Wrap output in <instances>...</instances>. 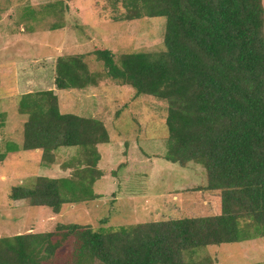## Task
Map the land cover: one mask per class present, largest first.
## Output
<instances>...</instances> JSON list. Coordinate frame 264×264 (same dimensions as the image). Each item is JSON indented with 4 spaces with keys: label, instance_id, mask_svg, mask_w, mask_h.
Here are the masks:
<instances>
[{
    "label": "trees",
    "instance_id": "1",
    "mask_svg": "<svg viewBox=\"0 0 264 264\" xmlns=\"http://www.w3.org/2000/svg\"><path fill=\"white\" fill-rule=\"evenodd\" d=\"M119 1L123 20L165 17L164 48L117 59L106 47L93 53L108 78L130 86L137 96L167 103L164 157L183 167L201 165L204 188L219 193L221 211L100 228L59 224L48 232L3 235L0 264H55L71 244L66 264H214L208 256L198 258L202 248L264 237L263 0ZM36 76L34 83L29 76L32 86L41 85V75ZM100 76L82 55L59 56L55 89L19 95V112L27 116L23 149L42 152L45 168L53 166L59 149L73 147L77 154L61 166L72 169L70 174L26 179L11 188L12 200L59 213L65 204L99 197L94 192L102 175L98 145L109 141L108 130L95 117L63 113L55 90L84 89Z\"/></svg>",
    "mask_w": 264,
    "mask_h": 264
},
{
    "label": "rangeland",
    "instance_id": "2",
    "mask_svg": "<svg viewBox=\"0 0 264 264\" xmlns=\"http://www.w3.org/2000/svg\"><path fill=\"white\" fill-rule=\"evenodd\" d=\"M124 12L119 0H0V152H5V158L0 159V236L48 232L59 224L100 228L163 216L220 213L219 193L204 188V168L195 162L183 167L164 157L167 103L153 96H137L130 86L108 78L103 62L93 53L95 47L102 46L117 59L124 53L164 48L165 17L123 20ZM53 25L62 27L53 29ZM12 33L15 36H10ZM66 55H82L90 71L101 76L96 85L84 89L55 90L60 110L100 119L109 141L98 145L102 175L94 192L99 197L65 204L55 213L50 207L12 200L11 188L39 175L67 176L72 169L61 166L77 149L54 152L53 166L48 168L41 166L42 152L23 149L27 116L18 109V81L11 77L10 64H29L31 83L36 82L34 69L40 70L41 85L30 89H55L56 59ZM72 249L73 244L55 264H66ZM206 256L214 264L264 262V237L206 246L198 258Z\"/></svg>",
    "mask_w": 264,
    "mask_h": 264
},
{
    "label": "crops",
    "instance_id": "3",
    "mask_svg": "<svg viewBox=\"0 0 264 264\" xmlns=\"http://www.w3.org/2000/svg\"><path fill=\"white\" fill-rule=\"evenodd\" d=\"M12 35L15 36L14 33H12L10 36H12ZM18 35L19 34H17L16 36H18ZM10 66H11L10 67L11 72L13 74V75H11V77H16L17 78V81H18L16 83V85H15V92H16L15 97L18 98L19 95L22 94V93L29 92V91H33V89H30V87L31 88H34V87H32V84L29 83L30 82L29 81L30 80L29 76H30V72L31 71H30L29 67L27 69H25V67L29 66V64H27V65L24 66L22 62L21 63L14 62V64H10ZM19 72H20V74H22V77H20V75L18 76V73ZM34 72L38 76L41 75L40 70H38V71H35L34 70ZM25 75H26V77H24ZM38 79H39L38 83L41 84V82H40L41 80H40L39 77H38ZM34 90H40V89H34Z\"/></svg>",
    "mask_w": 264,
    "mask_h": 264
}]
</instances>
